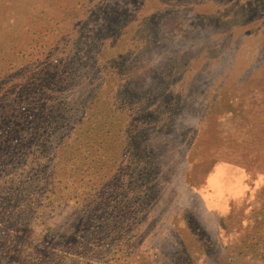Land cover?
<instances>
[{
	"label": "rangeland",
	"instance_id": "obj_1",
	"mask_svg": "<svg viewBox=\"0 0 264 264\" xmlns=\"http://www.w3.org/2000/svg\"><path fill=\"white\" fill-rule=\"evenodd\" d=\"M40 29L64 74L37 150L83 179L57 206H135L132 264H264V0H0V83Z\"/></svg>",
	"mask_w": 264,
	"mask_h": 264
},
{
	"label": "trees",
	"instance_id": "obj_2",
	"mask_svg": "<svg viewBox=\"0 0 264 264\" xmlns=\"http://www.w3.org/2000/svg\"><path fill=\"white\" fill-rule=\"evenodd\" d=\"M46 32L26 30L36 39L11 55L17 63L15 81L0 83V166L13 167L6 173L0 167V264H132L139 230L135 206H57L77 193L83 179L78 164L66 165L69 157L59 154L58 160L37 150L53 103L49 90L60 85L64 74V63L54 55L60 41L56 36L49 41ZM43 159L51 161L48 172ZM14 175H24L23 184L37 180L28 196L14 188ZM66 208L77 223L85 216L94 225L82 242L57 228Z\"/></svg>",
	"mask_w": 264,
	"mask_h": 264
}]
</instances>
